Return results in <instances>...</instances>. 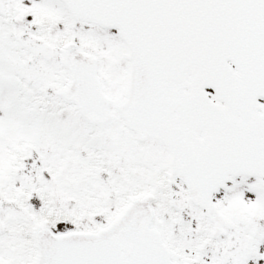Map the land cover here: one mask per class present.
Listing matches in <instances>:
<instances>
[{
    "label": "snow or ice",
    "instance_id": "snow-or-ice-1",
    "mask_svg": "<svg viewBox=\"0 0 264 264\" xmlns=\"http://www.w3.org/2000/svg\"><path fill=\"white\" fill-rule=\"evenodd\" d=\"M0 264H264V0H0Z\"/></svg>",
    "mask_w": 264,
    "mask_h": 264
}]
</instances>
